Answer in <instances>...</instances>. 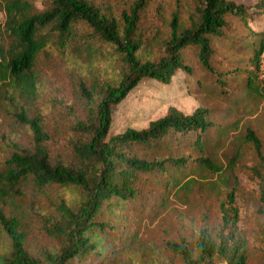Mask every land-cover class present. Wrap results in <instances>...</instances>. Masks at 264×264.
<instances>
[{
	"label": "rangeland",
	"instance_id": "rangeland-1",
	"mask_svg": "<svg viewBox=\"0 0 264 264\" xmlns=\"http://www.w3.org/2000/svg\"><path fill=\"white\" fill-rule=\"evenodd\" d=\"M89 1L124 24L123 13H128L137 0ZM203 1L149 0L137 28L146 45L145 56H164L173 17L177 15L183 26L190 25ZM236 1L244 3L252 14L247 21L235 22V34H231L229 42L217 45L215 65L224 83L221 85L218 76L208 74L188 51L194 73L188 75L179 70L169 84L151 78L142 80L115 109L110 130L115 135L127 128L144 129L171 107L185 114L198 107L208 108L209 119L216 127L206 136L202 154L221 165L222 171L198 170L191 187L170 190L164 196L162 188L143 185L137 202L129 205L117 222L120 225L115 227L112 223L105 253L91 255L86 264H184L170 243L184 241L196 251L201 230L207 228L214 235L219 234L227 229L226 220L246 242V264H264V84L259 83L257 89L247 88L245 74L236 70L246 65L250 33L264 30V0ZM36 3L39 9L43 8L41 0ZM4 21L0 0V22ZM77 28L79 35L66 49L52 45L38 55L35 94H16L5 85L0 88V163L10 156L14 143L21 148L33 146L32 131L13 115L19 104L30 116L42 118L50 135L47 147L52 162L78 164L75 146L84 136L75 127L86 118L91 105L81 93V83L94 93L118 79L126 68L114 54L90 57L82 48L85 39L96 46L111 47L94 38L87 25L78 24ZM230 42L233 47L228 46ZM248 129L260 138L261 153L246 137ZM133 152L148 159L201 155L196 145L178 139L154 149L134 148ZM231 160L235 163L230 164ZM16 190L0 206L20 221L29 250L39 254L59 249L61 242L47 234L45 226L58 218L62 200L74 203L79 199L77 191L57 184L39 188L31 180L21 182ZM232 191L238 208L236 223L228 197ZM7 248L8 239L0 231V253Z\"/></svg>",
	"mask_w": 264,
	"mask_h": 264
},
{
	"label": "trees",
	"instance_id": "trees-1",
	"mask_svg": "<svg viewBox=\"0 0 264 264\" xmlns=\"http://www.w3.org/2000/svg\"><path fill=\"white\" fill-rule=\"evenodd\" d=\"M148 1L137 0L128 13H123L122 24L89 0H41L42 9L37 0H3L5 21L0 22V88L5 85L16 94H35L34 68L38 55L52 45L66 49L79 35L78 24L87 25L94 38L111 47L96 46L85 39L82 48L90 57L117 55L126 69L118 79L94 93L81 83V93L91 105L86 118L75 127L84 140L75 146L79 162L74 166L52 162L47 147L50 135L42 118L30 116L23 105L17 104L13 115L32 131L33 146L21 148L14 143L10 156L0 163V203L17 191L18 184L27 180L39 188L52 184L69 187L77 191L79 199L74 203L62 200L58 218L45 226L47 234L57 238L61 247L39 254L29 250L27 234L20 221L8 215L1 205L0 231L8 239V248L0 253V264H86L91 255L105 253L109 230L113 224L120 225L117 222L129 205L137 202L143 185L162 188L164 196L170 190L190 186L198 170L222 171L221 165L202 154L206 136L216 127L209 119L208 108L198 107L185 114L171 107L166 115L151 121L144 129L127 128L111 135L113 114L146 78L169 84L179 70L192 75L194 68L188 51L208 74L218 76L222 85L224 80L215 65L217 45L229 42L231 34H235V22L249 20L252 13L244 3L236 0H204L190 25L183 26L177 15L173 17L166 54L152 59L145 56L146 45L137 33L141 12ZM250 36L246 65L236 70L245 74V87L257 89L259 83L264 84L259 78L264 30H253ZM228 46L233 47L234 43ZM246 137L261 153L262 143L256 133L248 129ZM177 139L193 143L201 155L148 159L133 152L134 148L154 149ZM232 163L234 160L230 161ZM228 197L236 223L235 192H230ZM261 200L264 207V188ZM224 225L227 229L216 235L203 228L196 251L184 241L172 242L169 246L182 256L184 264H246V242L230 228L229 221Z\"/></svg>",
	"mask_w": 264,
	"mask_h": 264
},
{
	"label": "built area",
	"instance_id": "built-area-1",
	"mask_svg": "<svg viewBox=\"0 0 264 264\" xmlns=\"http://www.w3.org/2000/svg\"><path fill=\"white\" fill-rule=\"evenodd\" d=\"M259 78L264 81V51L260 58Z\"/></svg>",
	"mask_w": 264,
	"mask_h": 264
}]
</instances>
